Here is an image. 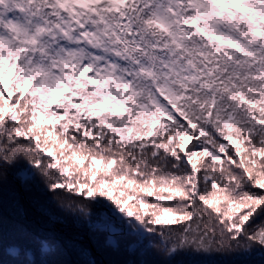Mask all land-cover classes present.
I'll return each mask as SVG.
<instances>
[{
	"label": "snow or ice",
	"instance_id": "snow-or-ice-1",
	"mask_svg": "<svg viewBox=\"0 0 264 264\" xmlns=\"http://www.w3.org/2000/svg\"><path fill=\"white\" fill-rule=\"evenodd\" d=\"M0 264H264V0H0Z\"/></svg>",
	"mask_w": 264,
	"mask_h": 264
}]
</instances>
